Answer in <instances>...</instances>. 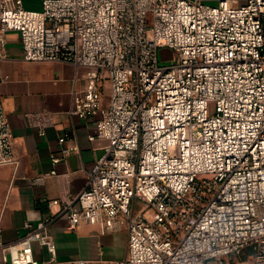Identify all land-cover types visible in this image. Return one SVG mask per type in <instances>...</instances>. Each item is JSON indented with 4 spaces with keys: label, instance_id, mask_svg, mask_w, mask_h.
Listing matches in <instances>:
<instances>
[{
    "label": "built area",
    "instance_id": "1",
    "mask_svg": "<svg viewBox=\"0 0 264 264\" xmlns=\"http://www.w3.org/2000/svg\"><path fill=\"white\" fill-rule=\"evenodd\" d=\"M9 30L24 60L86 69L68 111L97 117L100 144L60 210L70 229L126 231L114 264H264V0H0V61ZM160 47L175 50L171 64ZM27 116L44 134L50 113ZM19 162L0 91V167ZM54 219L0 241L4 264H43L35 243L54 261Z\"/></svg>",
    "mask_w": 264,
    "mask_h": 264
},
{
    "label": "crops",
    "instance_id": "2",
    "mask_svg": "<svg viewBox=\"0 0 264 264\" xmlns=\"http://www.w3.org/2000/svg\"><path fill=\"white\" fill-rule=\"evenodd\" d=\"M23 1L31 5L27 7H41V0ZM5 38L8 58L0 61V91L20 162L17 167H0V241L18 242L26 232L25 222H38L54 213L50 231L56 242L55 260L51 261L45 247L35 243L38 260L43 264H77L76 260L114 264L127 255L126 231L109 232L100 224L87 222L70 229L66 213L60 212L64 202L75 198L87 185V170L100 144L90 140L97 134V117L81 119L68 111L73 89L88 85L86 69L64 62L24 60L19 32L9 30ZM42 110L51 118L44 134L27 116ZM65 132L68 136L60 141ZM54 156L60 160L54 162ZM54 199L60 202L53 203ZM0 264H4L1 248Z\"/></svg>",
    "mask_w": 264,
    "mask_h": 264
},
{
    "label": "rangeland",
    "instance_id": "3",
    "mask_svg": "<svg viewBox=\"0 0 264 264\" xmlns=\"http://www.w3.org/2000/svg\"><path fill=\"white\" fill-rule=\"evenodd\" d=\"M243 2H244V0H243ZM24 4L26 6H31V5L27 4V2H25V1H24ZM158 57H159V64H161V65L171 64L175 60V50L170 48V47H160V49L158 50ZM139 208H140V206L137 205V209H139ZM249 252H250V250H245L244 252H242V254H240V256H237V258L235 257V259L240 260V261H247ZM230 261H232V260H230Z\"/></svg>",
    "mask_w": 264,
    "mask_h": 264
}]
</instances>
